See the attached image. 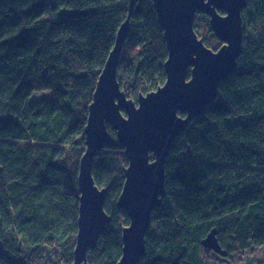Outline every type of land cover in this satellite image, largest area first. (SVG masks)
Segmentation results:
<instances>
[{
	"label": "trees",
	"instance_id": "trees-1",
	"mask_svg": "<svg viewBox=\"0 0 264 264\" xmlns=\"http://www.w3.org/2000/svg\"><path fill=\"white\" fill-rule=\"evenodd\" d=\"M135 1L129 12V0H0V264L73 262L88 107L127 16L120 88L136 101L166 80L157 12L152 0ZM242 19L236 70L169 150L139 264H205L200 240L212 227L225 257L264 246V0H247ZM41 90L53 97L31 99ZM93 159L111 219L87 259L116 264L128 161L118 142Z\"/></svg>",
	"mask_w": 264,
	"mask_h": 264
},
{
	"label": "water",
	"instance_id": "water-1",
	"mask_svg": "<svg viewBox=\"0 0 264 264\" xmlns=\"http://www.w3.org/2000/svg\"><path fill=\"white\" fill-rule=\"evenodd\" d=\"M129 12L135 0H129ZM167 50L163 63L166 80L156 90L127 97L117 80V63L129 29V16L117 31L113 49L102 67L88 107L84 128L85 150L78 167L79 207L76 242L71 264L88 262L100 234L109 228L110 213L104 208L106 187L92 177L95 154L106 144L124 147L128 164L117 207L128 216L121 231L122 252L116 264H139L146 250L151 211L164 195V164L172 143L204 107L213 103L219 84L237 67L242 53V12L247 0H152ZM208 16L210 30L221 45L211 49L194 31V17ZM112 125L116 137L108 131ZM212 227L200 243L227 255Z\"/></svg>",
	"mask_w": 264,
	"mask_h": 264
},
{
	"label": "rangeland",
	"instance_id": "rangeland-1",
	"mask_svg": "<svg viewBox=\"0 0 264 264\" xmlns=\"http://www.w3.org/2000/svg\"><path fill=\"white\" fill-rule=\"evenodd\" d=\"M194 30L197 32L198 38H202L203 43L209 48L216 49L221 45L222 42H220L214 32L210 30V24L206 14L204 17L199 16V13L195 15ZM215 39L216 42H214ZM217 42L219 45H216ZM52 97L53 94H51L49 90H41L32 93L31 99H48ZM201 254L205 264H264V246L250 247L244 251L233 252L226 257L220 256L211 249L202 247Z\"/></svg>",
	"mask_w": 264,
	"mask_h": 264
}]
</instances>
